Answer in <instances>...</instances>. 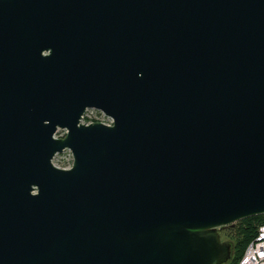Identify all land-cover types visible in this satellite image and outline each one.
<instances>
[{
    "label": "water",
    "instance_id": "water-1",
    "mask_svg": "<svg viewBox=\"0 0 264 264\" xmlns=\"http://www.w3.org/2000/svg\"><path fill=\"white\" fill-rule=\"evenodd\" d=\"M260 214L264 0H0V264H224Z\"/></svg>",
    "mask_w": 264,
    "mask_h": 264
},
{
    "label": "built area",
    "instance_id": "built-area-1",
    "mask_svg": "<svg viewBox=\"0 0 264 264\" xmlns=\"http://www.w3.org/2000/svg\"><path fill=\"white\" fill-rule=\"evenodd\" d=\"M85 116L88 117L89 121L83 124ZM80 123L83 125L93 123H101L106 126L113 125L111 118L93 109L84 112ZM236 264H264V225L258 228L255 238L245 247L242 256Z\"/></svg>",
    "mask_w": 264,
    "mask_h": 264
},
{
    "label": "trees",
    "instance_id": "trees-1",
    "mask_svg": "<svg viewBox=\"0 0 264 264\" xmlns=\"http://www.w3.org/2000/svg\"><path fill=\"white\" fill-rule=\"evenodd\" d=\"M264 225V214L247 217L235 222L230 238L234 241V254L224 264H236L242 256L245 247L255 238L257 230Z\"/></svg>",
    "mask_w": 264,
    "mask_h": 264
},
{
    "label": "rangeland",
    "instance_id": "rangeland-1",
    "mask_svg": "<svg viewBox=\"0 0 264 264\" xmlns=\"http://www.w3.org/2000/svg\"><path fill=\"white\" fill-rule=\"evenodd\" d=\"M88 121H89L88 117L85 116L84 120H83V124L87 123ZM65 135H66V131L65 130H57V133L55 134V138L62 139V138L65 137ZM72 161L73 160H72L71 153L68 150H65L62 153H59V154L55 155L53 160H52V163H53L54 166H56L58 168L68 169V168L71 167ZM234 224L235 223L215 228V230H217L215 232L218 235L220 242L221 243H227V244L230 243L231 244L232 252L230 254V257H229L228 261L232 258L233 254H234V251H233L234 248L233 247H234L235 243L229 237L230 234L232 233ZM224 227H226V228H224ZM220 228H222V229H220ZM227 262H225V263H227Z\"/></svg>",
    "mask_w": 264,
    "mask_h": 264
}]
</instances>
